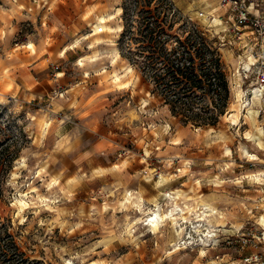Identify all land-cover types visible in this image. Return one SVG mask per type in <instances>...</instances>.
Segmentation results:
<instances>
[{"label": "rangeland", "instance_id": "obj_1", "mask_svg": "<svg viewBox=\"0 0 264 264\" xmlns=\"http://www.w3.org/2000/svg\"><path fill=\"white\" fill-rule=\"evenodd\" d=\"M125 1L0 0V149L16 152L0 172V241L10 251L17 244L9 262L244 264L246 254L264 252V228L252 225L264 215L254 179L264 173V97L252 98L249 83L231 74L237 50L221 46L231 88L225 114L210 127L180 122L128 53ZM171 1L203 30L201 10L223 11L218 0ZM104 13L109 28L86 35ZM246 98L260 109L256 121ZM60 119H71L67 133ZM257 127L261 138L250 139ZM86 129L102 133L99 152L80 141ZM176 201L189 216L181 232L169 219L151 230L148 213L169 212ZM202 202L222 215L207 219L208 229L219 227L207 241L191 229L203 222Z\"/></svg>", "mask_w": 264, "mask_h": 264}, {"label": "trees", "instance_id": "obj_2", "mask_svg": "<svg viewBox=\"0 0 264 264\" xmlns=\"http://www.w3.org/2000/svg\"><path fill=\"white\" fill-rule=\"evenodd\" d=\"M153 1L126 0L123 5L122 36L128 43V53L135 56L134 62L151 85V92L162 97V104L180 122L215 126L231 96L219 45L199 24L180 16L171 0ZM8 150L9 145L0 149V172L4 174L16 156L15 151ZM4 174L0 175V201L4 199ZM5 232L7 229L0 231V237ZM13 243L15 248L10 251L0 241V262L11 264L9 259L17 250Z\"/></svg>", "mask_w": 264, "mask_h": 264}, {"label": "built area", "instance_id": "obj_3", "mask_svg": "<svg viewBox=\"0 0 264 264\" xmlns=\"http://www.w3.org/2000/svg\"><path fill=\"white\" fill-rule=\"evenodd\" d=\"M218 5L223 10L218 17L210 11H200L199 16L206 20L204 31L216 40L219 48L230 46L237 50L239 63L231 74L249 83L247 91L250 95L257 93L264 97V0H218ZM254 179L255 183L260 185V200L264 201V173L255 175ZM263 216L261 214L259 220L253 221L252 225L257 223L264 228ZM218 229L219 227L215 226L206 228L204 236L199 235V239L202 241L203 238H217ZM261 233L257 238L264 242V230ZM189 237H192V234ZM243 262L264 264V252L257 250L248 253Z\"/></svg>", "mask_w": 264, "mask_h": 264}, {"label": "bare ground", "instance_id": "obj_4", "mask_svg": "<svg viewBox=\"0 0 264 264\" xmlns=\"http://www.w3.org/2000/svg\"><path fill=\"white\" fill-rule=\"evenodd\" d=\"M118 10H121V7L118 6ZM110 15H111V13H104V14L99 15V18L97 20L91 22L92 28H91V30L86 35L89 36V35L99 34V33L103 32V31L107 30L109 28V25H108V23L106 21L108 19V16H110ZM120 26H121L120 28H122V25H120ZM79 40H77V42ZM102 40H103V37H101V36H98V37L95 38V42H99V41H102ZM32 45L33 44L31 42L29 44V46H32ZM76 45H78V44H75V42H74V44H68V45H66L64 47V49H63V53H66V51L69 48H71L72 46H76ZM83 59H85L84 56L81 57V61H83ZM59 74L61 75V74H63V72H59ZM237 87H238L237 88V90H238V97L240 98L243 89L241 90V88L239 87V85ZM252 98H261V96L258 95L257 93H254V95L252 96ZM245 100H246V105L245 106L248 108V111L251 114L252 119L254 121H256V117L258 116L260 109H258L255 106H253L250 98L249 99L246 98ZM256 130H257V132H252L250 134V139L256 140V139H260L261 138V134L263 133V128L262 127H257ZM246 152L247 153H250L247 149H246ZM117 166H118V164H114L112 167L115 168ZM98 170L99 171H104L105 170V167H100ZM200 179L201 178H199L198 181H201L202 180V179L201 180ZM163 180L164 179L162 177L159 180V182L162 184ZM213 181L215 183H219L220 180L214 178ZM171 194H173V193H169V195L171 196L172 199L179 198V195H180L179 193L178 194H175V195H171ZM129 195L131 196V192H129ZM127 198H129V197L127 196ZM140 199H144V196L143 197L140 196ZM152 203L153 204H158L159 201H158L157 198H153ZM137 204L140 205V203H137ZM175 205H176V207L172 208V210H170L169 212H166V211L165 212L158 211V210H156V209L159 208L158 207L155 210H153L152 212L148 213V216L147 217L144 216L145 217V221L150 226L151 230L157 231V229L159 228V225L161 224L160 221L162 220L164 222V220L169 219L170 221H173V224H175L177 226L178 232H181V228H183V225L188 221L189 216L186 215V209L183 206H181V204L179 205V203L176 201ZM158 206H159V204H158ZM203 206H205L204 211L203 212H200V214H199L200 217L198 219H200V221H201V219L206 220V222H202V223H199V224H193V227H191L192 231L196 232L198 235H201V236H204L206 228L209 227V223L207 222V219H210V216L213 217V218H217V217L222 216L221 215V210L218 209V208H216L215 206H213V205H211V204H209L207 202H204L203 203ZM218 212H219V215H217ZM186 229H187V227H186ZM208 239L209 238H203V240H205V241H207ZM202 250L204 251V247H202Z\"/></svg>", "mask_w": 264, "mask_h": 264}, {"label": "crops", "instance_id": "obj_5", "mask_svg": "<svg viewBox=\"0 0 264 264\" xmlns=\"http://www.w3.org/2000/svg\"><path fill=\"white\" fill-rule=\"evenodd\" d=\"M66 117H68V116H66ZM60 120H62V122L60 123V129L61 130L64 129L65 132L67 133L70 130L67 127L69 126V122H71V119H68L67 121L64 119H60ZM80 134H81L80 141L82 142V144L87 139H89L92 142V143L91 142L89 143V148H90V151H92V154L99 152L101 145L103 143V140H101V138H103L102 133H100L96 130L86 129L83 132H81Z\"/></svg>", "mask_w": 264, "mask_h": 264}]
</instances>
